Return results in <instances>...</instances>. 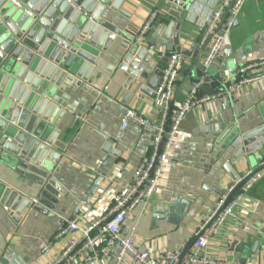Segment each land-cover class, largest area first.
I'll return each instance as SVG.
<instances>
[{
	"label": "crops",
	"instance_id": "1",
	"mask_svg": "<svg viewBox=\"0 0 264 264\" xmlns=\"http://www.w3.org/2000/svg\"><path fill=\"white\" fill-rule=\"evenodd\" d=\"M220 1L197 0L186 15H181L182 48L189 50L195 44L197 55L184 56L180 81L174 91L173 111L202 72V54L197 47L201 20ZM156 8L165 15L156 22L148 40L158 27L174 21L168 16V8L162 0H125L120 6V10L131 15L130 23L137 28ZM113 16L123 25L129 23L118 14ZM229 39L233 62L241 64L264 59V0H253L244 5L229 32ZM158 48L165 52L164 47ZM164 65L160 63L161 70ZM116 66L113 60H104L99 66L100 78L95 77L89 93L79 90L55 94L53 102L64 110L75 104L72 111L65 110L54 127L58 131L56 141L65 146L64 150L56 149L65 160L55 175L65 194L53 217L31 211L26 217L23 213L21 221L14 222L0 207V264H48L67 242V237L53 240L63 223L81 210L85 211L88 221L91 215L102 216L112 206L117 192L129 186L135 168L149 151L150 141L134 131L132 121L125 119V112L133 110L152 121H156L158 114L152 106V97L141 98L139 93L126 87L127 76ZM204 89L203 94L213 93L212 88V93ZM67 94L70 96L68 101H63L62 96ZM263 102L264 80L250 84L249 93L236 103L235 110L224 104L215 113H209V105L188 112L174 140L171 161L162 177V188L132 212L124 234L151 253L178 250L191 244L218 198L235 183L221 167L223 161L209 165L205 159L208 137L233 123L241 130L263 123ZM103 138L109 140L111 150L119 154L116 158L111 157L99 174L104 157L102 146L106 141ZM263 160L264 146L254 153L249 166L241 170L242 174L255 173ZM98 176L102 182L93 189L92 183ZM0 182L18 188L15 176L2 171ZM247 198L249 203L240 204L220 232L209 240L206 253L210 257L227 264H264V178L247 193ZM163 206L169 208L162 214ZM46 246L47 251L42 253Z\"/></svg>",
	"mask_w": 264,
	"mask_h": 264
},
{
	"label": "water",
	"instance_id": "2",
	"mask_svg": "<svg viewBox=\"0 0 264 264\" xmlns=\"http://www.w3.org/2000/svg\"><path fill=\"white\" fill-rule=\"evenodd\" d=\"M124 1L0 0V171L15 176L18 185L15 188L0 182V207L14 222L31 211L53 217L65 194L55 176L65 160L56 149L64 150L65 146L56 141L54 127L75 104L65 111L53 102L57 92L89 93L95 77L100 78L99 66L109 59L127 76L126 87L141 98H153L162 73L160 63H167L168 53L197 55L195 44L186 50L180 42L181 15H186L197 0H162L174 21L158 27L150 40L147 36L154 26L140 37V28L130 23L131 15L120 10ZM115 14L129 23L123 25ZM219 35L231 60L229 33L222 28ZM157 47H164L165 52ZM227 57L220 69L209 70L211 76L223 71L235 74L233 60L229 68ZM201 76L199 72L197 77ZM204 91L212 93L211 88ZM69 97L61 99L68 101ZM261 107L264 112V102ZM261 122L246 130L233 123L208 137L205 159L209 165L223 161V170L238 182L235 189L250 177L241 170L264 146V119ZM104 140L99 174L109 159L119 154ZM101 182L98 176L93 189ZM168 208L161 207L160 213Z\"/></svg>",
	"mask_w": 264,
	"mask_h": 264
},
{
	"label": "built area",
	"instance_id": "3",
	"mask_svg": "<svg viewBox=\"0 0 264 264\" xmlns=\"http://www.w3.org/2000/svg\"><path fill=\"white\" fill-rule=\"evenodd\" d=\"M249 1L253 0H221L201 20L197 47L202 54V76L191 83L182 103L174 111V91L180 81L185 57L175 51L167 54V63L152 98V106L158 114L156 121L142 117L133 110L125 112V119L132 121L134 131L149 139L148 153L135 168L129 186L117 192L105 214L91 215L88 221L85 211L81 210L61 225L53 240L67 237V242L48 264H227L206 253L209 240L220 232L240 204L249 203L247 193L264 178V160L258 172L246 174L250 177L238 189H235L238 183L235 182L218 198L191 244H185L178 250L151 253L143 245H136L131 236L125 235L124 228L132 212L162 188L164 170L171 161L170 152L186 114L205 105L211 106L209 113H215L224 104L235 110L236 103L249 93L250 84L264 80V59L241 64L233 62L236 70L232 76L228 71L220 72L215 79L209 74L211 68L220 69L226 58L220 30L224 28L225 33H229ZM164 15L161 9H153L140 27L139 36H146ZM156 50L161 52L160 48ZM203 88H212L213 93L203 94ZM122 125L125 127V123ZM230 194L232 196L227 200ZM46 251L47 246L42 248V253Z\"/></svg>",
	"mask_w": 264,
	"mask_h": 264
},
{
	"label": "rangeland",
	"instance_id": "4",
	"mask_svg": "<svg viewBox=\"0 0 264 264\" xmlns=\"http://www.w3.org/2000/svg\"><path fill=\"white\" fill-rule=\"evenodd\" d=\"M191 28V27H190ZM192 29V28H191ZM228 67L229 68H232L233 66H232V63H231V60H228ZM210 70H214L213 68H211Z\"/></svg>",
	"mask_w": 264,
	"mask_h": 264
},
{
	"label": "trees",
	"instance_id": "5",
	"mask_svg": "<svg viewBox=\"0 0 264 264\" xmlns=\"http://www.w3.org/2000/svg\"><path fill=\"white\" fill-rule=\"evenodd\" d=\"M214 78H216V76H214ZM239 190L236 191V193L238 192Z\"/></svg>",
	"mask_w": 264,
	"mask_h": 264
}]
</instances>
